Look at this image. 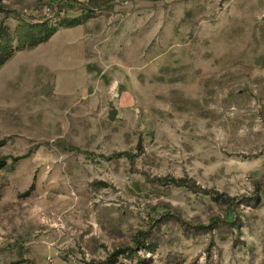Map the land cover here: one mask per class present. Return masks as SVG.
Wrapping results in <instances>:
<instances>
[{"label": "rangeland", "instance_id": "obj_1", "mask_svg": "<svg viewBox=\"0 0 264 264\" xmlns=\"http://www.w3.org/2000/svg\"><path fill=\"white\" fill-rule=\"evenodd\" d=\"M0 264H264V0H0Z\"/></svg>", "mask_w": 264, "mask_h": 264}, {"label": "water", "instance_id": "obj_2", "mask_svg": "<svg viewBox=\"0 0 264 264\" xmlns=\"http://www.w3.org/2000/svg\"><path fill=\"white\" fill-rule=\"evenodd\" d=\"M48 90H49V87H47V86L44 87V91H45V93H47ZM114 116H115V111L109 113V119H110V120H113Z\"/></svg>", "mask_w": 264, "mask_h": 264}, {"label": "trees", "instance_id": "obj_3", "mask_svg": "<svg viewBox=\"0 0 264 264\" xmlns=\"http://www.w3.org/2000/svg\"><path fill=\"white\" fill-rule=\"evenodd\" d=\"M214 195V198L215 199H219V198H222L220 195H218V194H215V193H213ZM230 200H233V198H230V197H227V198H225L224 199V202H226V203H228V201H230Z\"/></svg>", "mask_w": 264, "mask_h": 264}]
</instances>
